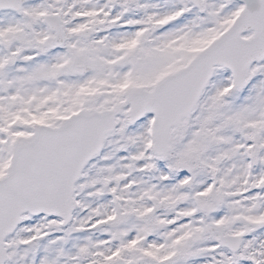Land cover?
I'll return each instance as SVG.
<instances>
[{
  "label": "rangeland",
  "instance_id": "1",
  "mask_svg": "<svg viewBox=\"0 0 264 264\" xmlns=\"http://www.w3.org/2000/svg\"><path fill=\"white\" fill-rule=\"evenodd\" d=\"M202 2L28 0L18 12L0 11V178L37 126L114 108L129 91L151 88L242 8L239 0ZM46 15L61 21L59 49L44 46L52 36ZM87 28L94 35L84 42ZM77 56L93 71L70 70ZM231 82L215 69L164 156L152 151V115L131 125L122 109L74 186L70 222L24 215L4 241V264H264V59L242 88ZM210 225L238 234L239 249L221 247Z\"/></svg>",
  "mask_w": 264,
  "mask_h": 264
},
{
  "label": "water",
  "instance_id": "2",
  "mask_svg": "<svg viewBox=\"0 0 264 264\" xmlns=\"http://www.w3.org/2000/svg\"><path fill=\"white\" fill-rule=\"evenodd\" d=\"M26 0H0V8L18 11ZM196 7L201 0H189ZM244 8L219 39L200 52L183 69L166 76L151 91L139 89L126 95L124 101L111 110L78 114L69 118L60 129L41 128L35 140L15 146L8 175L0 180V264L3 263L2 241L11 233L20 215L45 214L58 216L65 225L72 211V191L83 164L98 152L107 133L114 130L115 116L129 106L130 123L141 119L149 111L153 115V150L157 156L165 155L172 134L195 107L199 94L212 76L215 66L229 69L233 87L245 82V71L264 58V0H241ZM45 21L55 32L46 44L61 46L63 32L56 16H46ZM252 31L251 38L241 34ZM94 33L87 29L81 33L85 41ZM73 62L76 72L91 70L92 64ZM80 65V66H78ZM156 206L151 212L158 211ZM219 243L236 251L237 236L222 235L219 227L213 228ZM115 264H124L117 260Z\"/></svg>",
  "mask_w": 264,
  "mask_h": 264
},
{
  "label": "bare ground",
  "instance_id": "3",
  "mask_svg": "<svg viewBox=\"0 0 264 264\" xmlns=\"http://www.w3.org/2000/svg\"><path fill=\"white\" fill-rule=\"evenodd\" d=\"M124 116H126V117H127V115H124Z\"/></svg>",
  "mask_w": 264,
  "mask_h": 264
}]
</instances>
